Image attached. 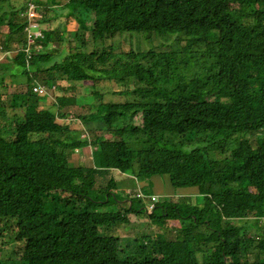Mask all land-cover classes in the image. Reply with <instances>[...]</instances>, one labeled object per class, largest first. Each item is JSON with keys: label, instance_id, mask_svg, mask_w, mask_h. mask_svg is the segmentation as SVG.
Returning <instances> with one entry per match:
<instances>
[{"label": "trees", "instance_id": "trees-1", "mask_svg": "<svg viewBox=\"0 0 264 264\" xmlns=\"http://www.w3.org/2000/svg\"><path fill=\"white\" fill-rule=\"evenodd\" d=\"M30 1L44 11L59 0L8 1L7 24L23 44L12 62L0 63L12 68L0 72V230L13 224L15 264H264V230L252 235L264 215V0H65L67 15L81 9L91 12V22L79 19L83 30L61 61L56 46L27 56V20L15 22L14 15ZM40 23L43 45L64 43V31L48 29L45 15ZM127 32L176 35L184 44L118 52L105 45ZM20 73L26 89L6 100L7 75ZM62 80L94 86L96 102L78 118L109 127L123 120L111 138L89 141L96 148L92 166L69 164V153L88 142L59 110L66 98L48 104L44 93L32 92L37 81L45 89ZM111 93L139 99L104 101ZM9 107L21 112L9 115ZM130 140L142 146L131 148ZM113 169L197 187L201 205L163 199L145 216L163 228L177 219L185 236L155 233L148 246L132 247L134 255H120L111 232L143 210L117 199ZM252 217L255 224L243 222ZM193 228L204 231L188 234Z\"/></svg>", "mask_w": 264, "mask_h": 264}, {"label": "rangeland", "instance_id": "rangeland-1", "mask_svg": "<svg viewBox=\"0 0 264 264\" xmlns=\"http://www.w3.org/2000/svg\"><path fill=\"white\" fill-rule=\"evenodd\" d=\"M9 0H0V14L4 11V19L0 20V63L12 62L11 57H13L14 52L21 48L23 42L20 41L17 32H11L10 30L14 25L7 24V20L10 18L9 14ZM42 1V0H41ZM65 0H59L53 7L44 8V15L46 18V27L48 29L52 28L55 31H64L63 35L65 38L64 43L60 44L59 39H54V45L56 46L55 60L61 61L68 53V48L70 45L74 44V39L76 35L82 32L83 28L79 24V19L84 20L87 27H90L91 22V12H86L81 9H76L70 15H67V8L65 7ZM38 3V2H37ZM14 21L20 20L19 17L23 15H14ZM45 24H40V27H44ZM176 35H157L154 32H127L122 34H117L106 41L105 45L110 42L113 43L114 51L122 50H133V51H144L148 49L152 50H163L178 48L184 44V42L176 41ZM5 43L9 46L7 49ZM89 50L93 48L92 44H89ZM11 64V63H10ZM12 68H0V72H10ZM11 78V84L5 90L6 100L12 97L15 92H20L26 89L25 83L22 81V74L13 77L12 75H7ZM41 85L43 82L37 81ZM59 87H50L45 85L44 95L47 97L46 103L50 104L56 98V96H64L66 101L63 106L59 107V110L65 111L67 113L68 120L70 119L71 128L75 129V133L81 136L87 137L88 144L84 146H79L73 149L69 153V164L72 166L82 165V166H92L93 160H91L92 151H95V146L90 144L89 141L94 140L95 136L103 135L105 138L112 137V131L116 127H120L123 124V120L117 119L112 126L99 125L98 122L84 121L82 118H78L79 115H88L89 105L91 102H96L92 94L94 86L91 85L90 81H77V80H62L58 81ZM100 84V83H99ZM172 83H169V85ZM101 85V84H100ZM99 85V86H100ZM103 85V83H102ZM106 89H110V85L106 84ZM99 86L96 88L100 89ZM62 88V89H61ZM115 89V87L113 88ZM116 90V89H115ZM112 95L106 94L103 98L104 101H126L131 98L128 94H116ZM137 100L139 97L133 95L131 100ZM7 102V101H6ZM6 112L9 115L20 113L19 109L6 108ZM65 118H58L57 121L62 123ZM256 139H263L262 133H257ZM129 146L131 148H140L142 146L141 141L130 140ZM244 153V151H242ZM254 160V157L252 158ZM235 162L236 171H238L239 161L236 155L233 156ZM109 176L112 179L114 185L115 193L117 194L120 201H125L132 199L135 206L142 208V213L140 214H130L129 219L131 224L127 226H119L111 232L118 237V250L120 255H125L124 252H130L135 254L133 249H138L140 242L144 247L148 246L154 239L155 233H161L167 239H182L185 235L181 232V223L177 219L168 220L165 227H159L157 224H148L145 218L146 212H150L155 202L162 201L163 199L186 203L190 205H201L203 203V195L198 192L197 187H176L170 184L168 176L163 175H151L145 179L139 180L138 177L131 172H123L117 169L110 170ZM151 193H156L159 196L152 197L146 196ZM147 217V216H146ZM258 224H262L258 228H252L254 231L252 235L254 237L258 236V232L264 230V215L258 216ZM243 222L247 224H255L254 218H245ZM4 224V221H0V227ZM13 224L8 226L6 229L0 230V262L5 264H15L16 259L20 254L19 242H16L12 236ZM190 235L192 233L203 232V229L195 230L191 229ZM111 231V230H110ZM109 231V233H110ZM254 244L253 246H255ZM251 246V247H253ZM133 247V249H132ZM213 249V247H212ZM211 252V251H210ZM211 254V253H210ZM249 257H253V248L249 251ZM199 259H201V254L197 253Z\"/></svg>", "mask_w": 264, "mask_h": 264}, {"label": "built area", "instance_id": "built-area-1", "mask_svg": "<svg viewBox=\"0 0 264 264\" xmlns=\"http://www.w3.org/2000/svg\"><path fill=\"white\" fill-rule=\"evenodd\" d=\"M22 15L27 20L23 26L27 42L24 50L27 56H29L33 51L41 52L44 49L49 50L51 48H55L54 43L46 46L40 42V39L43 37L42 28L40 27V19L44 15L43 9L39 8L37 4L30 1L28 2L27 10L22 13ZM32 92L38 95L43 94L45 93L44 86L39 83H35L32 86Z\"/></svg>", "mask_w": 264, "mask_h": 264}, {"label": "crops", "instance_id": "crops-1", "mask_svg": "<svg viewBox=\"0 0 264 264\" xmlns=\"http://www.w3.org/2000/svg\"><path fill=\"white\" fill-rule=\"evenodd\" d=\"M91 157H92V155H91ZM91 160H92V158H91ZM146 196H149V197H156V196H159L158 194H156V193H152V194H150V195H146Z\"/></svg>", "mask_w": 264, "mask_h": 264}]
</instances>
